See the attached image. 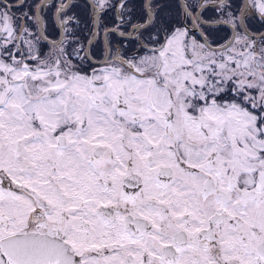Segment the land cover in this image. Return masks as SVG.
Here are the masks:
<instances>
[{
  "label": "snow or ice",
  "instance_id": "6c2138e0",
  "mask_svg": "<svg viewBox=\"0 0 264 264\" xmlns=\"http://www.w3.org/2000/svg\"><path fill=\"white\" fill-rule=\"evenodd\" d=\"M0 264H264V0H0Z\"/></svg>",
  "mask_w": 264,
  "mask_h": 264
}]
</instances>
